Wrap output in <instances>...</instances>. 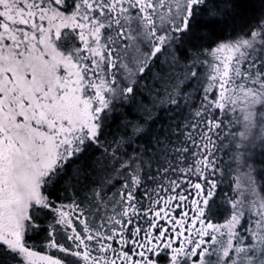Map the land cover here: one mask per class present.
Masks as SVG:
<instances>
[{"label":"snow or ice","instance_id":"6c2138e0","mask_svg":"<svg viewBox=\"0 0 264 264\" xmlns=\"http://www.w3.org/2000/svg\"><path fill=\"white\" fill-rule=\"evenodd\" d=\"M249 3L0 0V264H264Z\"/></svg>","mask_w":264,"mask_h":264},{"label":"trees","instance_id":"16d2710c","mask_svg":"<svg viewBox=\"0 0 264 264\" xmlns=\"http://www.w3.org/2000/svg\"><path fill=\"white\" fill-rule=\"evenodd\" d=\"M241 11L242 13L247 14L250 11V3L249 0H241ZM219 214V209L216 210Z\"/></svg>","mask_w":264,"mask_h":264}]
</instances>
